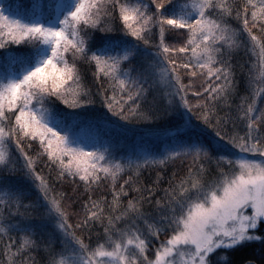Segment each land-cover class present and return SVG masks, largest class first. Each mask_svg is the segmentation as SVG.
<instances>
[{"label": "snow or ice", "instance_id": "1", "mask_svg": "<svg viewBox=\"0 0 264 264\" xmlns=\"http://www.w3.org/2000/svg\"><path fill=\"white\" fill-rule=\"evenodd\" d=\"M0 264H264V0H0Z\"/></svg>", "mask_w": 264, "mask_h": 264}, {"label": "trees", "instance_id": "2", "mask_svg": "<svg viewBox=\"0 0 264 264\" xmlns=\"http://www.w3.org/2000/svg\"><path fill=\"white\" fill-rule=\"evenodd\" d=\"M5 3L10 2V0H4ZM11 2H15V0H11ZM22 2L24 4H29L30 0H22ZM246 59V58H244ZM247 69L245 68V71ZM61 108H63V105H60ZM97 108H99V105H96ZM166 121H158L156 124H152V125H145V124H139V125H130L129 128L131 129V131L128 133L129 139L135 137V135H131V133L133 132H137L140 135H145L148 131V129L150 128H163L166 126ZM252 254V249H248L246 252H240L236 254V258L237 260H241L242 257L244 256H250ZM256 255L257 257L259 256V246H256Z\"/></svg>", "mask_w": 264, "mask_h": 264}, {"label": "rangeland", "instance_id": "3", "mask_svg": "<svg viewBox=\"0 0 264 264\" xmlns=\"http://www.w3.org/2000/svg\"><path fill=\"white\" fill-rule=\"evenodd\" d=\"M131 135H135V138H139L140 136H142V135H140V134L137 133V132H134V133L132 132Z\"/></svg>", "mask_w": 264, "mask_h": 264}]
</instances>
